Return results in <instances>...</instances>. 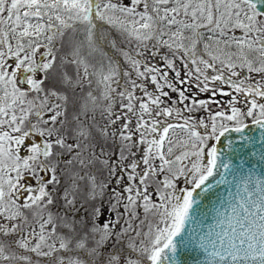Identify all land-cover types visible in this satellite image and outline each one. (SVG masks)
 <instances>
[{
    "label": "snow or ice",
    "instance_id": "6c2138e0",
    "mask_svg": "<svg viewBox=\"0 0 264 264\" xmlns=\"http://www.w3.org/2000/svg\"><path fill=\"white\" fill-rule=\"evenodd\" d=\"M257 155L264 0H0V264H264Z\"/></svg>",
    "mask_w": 264,
    "mask_h": 264
},
{
    "label": "water",
    "instance_id": "95a60500",
    "mask_svg": "<svg viewBox=\"0 0 264 264\" xmlns=\"http://www.w3.org/2000/svg\"><path fill=\"white\" fill-rule=\"evenodd\" d=\"M232 135L236 136L238 134H232ZM255 135L258 141L257 147H259V131L258 130L255 131ZM237 143H241V142L238 141ZM224 152H225V156L227 158L232 159V162L234 164H237V165L242 164L243 167L245 168L249 167V165L247 163H244L243 160L239 156L233 157L231 153L228 152L227 149H225ZM248 159H251L253 163H256L259 160V156L257 155L256 157H248ZM256 168H257V172H259L262 168H264V163H256ZM221 171H223V169H221ZM226 188H227V185H220L214 188L212 191L218 193L219 195L227 196V192L225 191ZM202 202H203V208L205 210L211 208L214 204L219 203L216 196L212 195L211 193L204 194V196H202ZM187 264H194V262L191 259H189L187 261Z\"/></svg>",
    "mask_w": 264,
    "mask_h": 264
},
{
    "label": "trees",
    "instance_id": "16d2710c",
    "mask_svg": "<svg viewBox=\"0 0 264 264\" xmlns=\"http://www.w3.org/2000/svg\"><path fill=\"white\" fill-rule=\"evenodd\" d=\"M105 28L107 29V25H105ZM111 32H112L113 37L118 36V33H116L115 30H111ZM104 51L108 52V54L110 56H113L115 59H118L121 57V56H119V54L115 50L111 49L110 47L105 46ZM92 87H93V89H96L95 83L92 85ZM87 88H88V86L85 85V91H87ZM97 94H98V92H97ZM51 210L53 212H56L57 211L56 206L55 207L53 206V208Z\"/></svg>",
    "mask_w": 264,
    "mask_h": 264
},
{
    "label": "rangeland",
    "instance_id": "374dc122",
    "mask_svg": "<svg viewBox=\"0 0 264 264\" xmlns=\"http://www.w3.org/2000/svg\"><path fill=\"white\" fill-rule=\"evenodd\" d=\"M118 60H120V62L123 64V57H120V58H118ZM193 91H195V89H193ZM172 95L173 96H175V93H172ZM203 98V97H202ZM225 99H227V98H225ZM109 150H111V149H109ZM113 159H115V157H113ZM115 183V181H113V184ZM107 197H105V199H106ZM55 207V206H54ZM56 209H57V207H56ZM103 221H104V218L103 217H101V223H103Z\"/></svg>",
    "mask_w": 264,
    "mask_h": 264
}]
</instances>
